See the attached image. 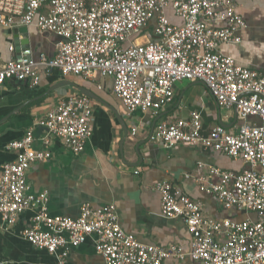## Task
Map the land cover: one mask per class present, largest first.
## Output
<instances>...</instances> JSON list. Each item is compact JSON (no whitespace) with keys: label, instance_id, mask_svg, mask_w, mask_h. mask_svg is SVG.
I'll list each match as a JSON object with an SVG mask.
<instances>
[{"label":"built area","instance_id":"1","mask_svg":"<svg viewBox=\"0 0 264 264\" xmlns=\"http://www.w3.org/2000/svg\"><path fill=\"white\" fill-rule=\"evenodd\" d=\"M168 8L180 24L169 21ZM151 20L154 39L135 43L134 37ZM0 26H34L59 38L50 58L40 54L34 61L30 49H23L15 58L0 59V87L8 80L35 87L41 69H56L63 76L110 78L112 95L128 114L140 110L156 116L172 103L176 83H203L219 108L235 111L242 121L237 131L215 126L204 133L200 115L191 113L188 118L159 121L148 140L165 149L194 146L245 161L248 168L239 173L199 161L196 171L184 178L224 209L255 214L254 220L241 222L213 219L178 185L154 182L161 215L181 219L189 233L187 254L175 244L138 242L121 228L115 203L99 208L82 203L75 219L51 216L48 192H33L26 178L34 163L51 157L48 150L33 147L30 127L6 145L14 158L0 168L1 228L10 229L30 212L20 236L53 255L52 264H66L70 250L87 239L105 264H162L169 258L182 263L185 256L200 264H264V75L218 52L223 43H238V32L245 28L235 0H0ZM92 114L88 97L69 94L34 119L33 126L44 129V145L56 138L80 155L91 135Z\"/></svg>","mask_w":264,"mask_h":264},{"label":"crops","instance_id":"2","mask_svg":"<svg viewBox=\"0 0 264 264\" xmlns=\"http://www.w3.org/2000/svg\"><path fill=\"white\" fill-rule=\"evenodd\" d=\"M235 2L236 12L245 21V28L238 32V43H223L218 52L233 58L236 64L264 75V0ZM166 15L171 23L180 24L170 8L166 9ZM153 33L154 20H151L134 37V42L141 44L153 40ZM58 40L54 33L39 31L34 26L12 29L0 26V59L5 62L15 58L23 49H30L34 61L40 54L50 58ZM20 42L25 46H20ZM10 46H13V52L9 51ZM78 86L91 90L105 104L90 98L93 111L91 135L83 153L73 155L56 138L49 139V144L44 145V129L33 126V121L43 117L65 96L80 93ZM111 87L110 78L63 76L56 69H41L39 84L35 87L25 82L6 81L0 87V168L14 158L6 145L20 139L28 128L33 127V147L48 150L51 157L45 162L34 163L26 178L33 192H48L47 207L51 216L75 219L82 203L87 202L92 208L115 203L121 228L138 242L162 247L175 244L185 254L189 252V233L181 219L161 215L160 195L153 189L154 182L166 180L178 185L188 196L203 204L204 212L210 218L237 222L255 219L252 212L224 209L213 196L184 178L185 173L196 171L199 161L235 173L248 168L245 161L194 146L177 145L165 149L148 140V134L159 121L188 118L191 113L200 115L204 133L215 126L234 133L242 123L234 110L219 108L200 81L183 80L175 84L172 103L156 116L140 110L128 114L112 95ZM248 120L257 121L255 117ZM133 127L135 132L131 131ZM29 216L30 212H24L8 230L0 227V264L55 262L53 255L35 248L20 236ZM66 264L105 263L95 252L92 240L87 239L70 250ZM162 264L200 262L185 256L182 263L169 258Z\"/></svg>","mask_w":264,"mask_h":264},{"label":"water","instance_id":"3","mask_svg":"<svg viewBox=\"0 0 264 264\" xmlns=\"http://www.w3.org/2000/svg\"><path fill=\"white\" fill-rule=\"evenodd\" d=\"M25 44H26V42H25ZM15 45L17 46V41H15ZM19 45L20 46H25L24 45V42H20L19 43ZM19 54H20V52H19ZM18 54V55H19ZM78 88V90L80 91V93L82 94V95H85V96H87V97H89V98H91V99H93V100H96V101H98V102H100V103H103V104H105L104 102H103V100L99 97V96H97L94 92H92L91 90H89V89H86V88H84V87H77ZM109 107V106H108ZM110 108V107H109ZM116 117L118 118V120L120 121V123H121V125L124 127V125H123V123H122V120H121V118H120V116L118 115V114H116ZM124 129H125V127H124Z\"/></svg>","mask_w":264,"mask_h":264},{"label":"bare ground","instance_id":"4","mask_svg":"<svg viewBox=\"0 0 264 264\" xmlns=\"http://www.w3.org/2000/svg\"><path fill=\"white\" fill-rule=\"evenodd\" d=\"M85 96V95H84ZM87 97V96H86ZM89 98V97H88ZM90 99V98H89ZM91 100V99H90Z\"/></svg>","mask_w":264,"mask_h":264}]
</instances>
